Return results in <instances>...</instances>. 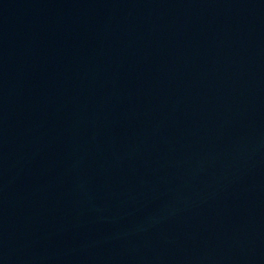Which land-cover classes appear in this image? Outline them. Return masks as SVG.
Instances as JSON below:
<instances>
[{"label":"water","instance_id":"obj_1","mask_svg":"<svg viewBox=\"0 0 264 264\" xmlns=\"http://www.w3.org/2000/svg\"><path fill=\"white\" fill-rule=\"evenodd\" d=\"M0 264H264V0H0Z\"/></svg>","mask_w":264,"mask_h":264}]
</instances>
